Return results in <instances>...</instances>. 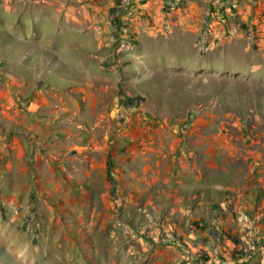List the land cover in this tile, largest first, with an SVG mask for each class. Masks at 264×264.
Wrapping results in <instances>:
<instances>
[{
  "label": "rangeland",
  "instance_id": "rangeland-1",
  "mask_svg": "<svg viewBox=\"0 0 264 264\" xmlns=\"http://www.w3.org/2000/svg\"><path fill=\"white\" fill-rule=\"evenodd\" d=\"M257 7L0 0V264H264Z\"/></svg>",
  "mask_w": 264,
  "mask_h": 264
},
{
  "label": "built area",
  "instance_id": "built-area-1",
  "mask_svg": "<svg viewBox=\"0 0 264 264\" xmlns=\"http://www.w3.org/2000/svg\"><path fill=\"white\" fill-rule=\"evenodd\" d=\"M256 33L259 35L261 39H264V20L259 21L257 25H255Z\"/></svg>",
  "mask_w": 264,
  "mask_h": 264
},
{
  "label": "crops",
  "instance_id": "crops-1",
  "mask_svg": "<svg viewBox=\"0 0 264 264\" xmlns=\"http://www.w3.org/2000/svg\"><path fill=\"white\" fill-rule=\"evenodd\" d=\"M256 2H257V5H258V7L256 8V11H260V9H261V3H264V0H256ZM245 17V16H244Z\"/></svg>",
  "mask_w": 264,
  "mask_h": 264
},
{
  "label": "trees",
  "instance_id": "trees-1",
  "mask_svg": "<svg viewBox=\"0 0 264 264\" xmlns=\"http://www.w3.org/2000/svg\"><path fill=\"white\" fill-rule=\"evenodd\" d=\"M118 29H116V31H117Z\"/></svg>",
  "mask_w": 264,
  "mask_h": 264
}]
</instances>
